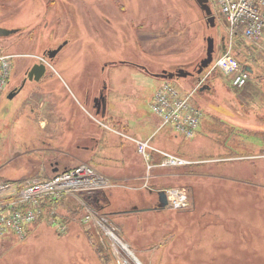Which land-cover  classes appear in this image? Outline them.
I'll return each instance as SVG.
<instances>
[{
	"label": "rangeland",
	"instance_id": "1",
	"mask_svg": "<svg viewBox=\"0 0 264 264\" xmlns=\"http://www.w3.org/2000/svg\"><path fill=\"white\" fill-rule=\"evenodd\" d=\"M211 4L215 27L195 0H0V28L18 31L0 37V55L16 57L0 95V178L36 179L41 166L40 173L50 176L55 160L63 169L88 163L114 178L108 177L115 185L107 210L141 264H264V49L241 35L232 38L220 8ZM208 37L215 39V61L225 46L239 70L252 69L245 85H236L234 74L215 61L197 73ZM64 43L48 58L47 51ZM40 58L48 66L41 81L57 83L59 75L69 82L64 106L63 95L48 96V84L36 80L10 98ZM180 69L194 74L155 77ZM164 81L184 95L194 93L192 102L203 111L195 137L176 134L154 113ZM101 91L108 104L104 116L94 108ZM67 109L76 113L71 139L62 126ZM134 137L199 161L165 168L166 176L152 181L185 187L187 209L160 208L137 182L120 179L146 172L144 159L128 145ZM88 145L93 150L85 151ZM145 181L152 185L148 176ZM134 204L153 209L129 213ZM58 213L64 231L41 221L22 239L6 237L0 264H112L91 244L89 234L105 243L94 226L81 214L65 222V206Z\"/></svg>",
	"mask_w": 264,
	"mask_h": 264
},
{
	"label": "built area",
	"instance_id": "2",
	"mask_svg": "<svg viewBox=\"0 0 264 264\" xmlns=\"http://www.w3.org/2000/svg\"><path fill=\"white\" fill-rule=\"evenodd\" d=\"M211 2L220 8L232 38L241 35L248 43L264 49V0H210L213 8ZM13 58L10 54L0 55V95L9 83ZM215 62L227 75L234 74L236 85L243 86L249 80L250 73L239 70V62L230 52L222 54ZM193 94L184 95L164 81L152 106L163 126H170L185 138L196 136L203 117V111L192 102ZM132 139L146 159L149 172L155 167L178 168L190 163L182 156L153 147L149 141ZM154 155H159L160 161L156 162ZM143 184L141 188L150 189L148 182ZM114 185L111 179L88 163L62 169L50 178L39 177L24 182L0 178V244L8 236L24 238L28 227L41 217L50 224H57L59 232L64 231L66 228L60 223L59 205L63 200L73 199L86 211L84 223L94 226L107 243L114 257L112 264H141L110 216L87 199L89 194L109 190ZM160 190L165 191L168 206L174 210H185L190 206L185 187Z\"/></svg>",
	"mask_w": 264,
	"mask_h": 264
},
{
	"label": "crops",
	"instance_id": "3",
	"mask_svg": "<svg viewBox=\"0 0 264 264\" xmlns=\"http://www.w3.org/2000/svg\"><path fill=\"white\" fill-rule=\"evenodd\" d=\"M146 73V72H145ZM148 73V72H147ZM58 77H60V78H58L57 79V83H50V84H48V82L50 81V80H47V81H45V79L44 80H40L39 82L40 83H44V82H46L45 83V85L46 84H48V85H46L47 86V89H51L52 90V92H48L47 91V94H48V96H58V97H61V95H63V99H62V102H63V106H64V104H65V100L66 99H68L69 98V96L71 95L70 94V92H69V90H68V85H69V82H66V80L64 79V77H62V76H59V75H57ZM155 76V75H154ZM156 77V76H155ZM54 78V77H53ZM49 79H51V78H49ZM163 84V83H162ZM161 84V85H162ZM39 91V90H38ZM55 101H56V99H55ZM42 104H43V102H42ZM44 105V104H43ZM107 108H108V104H107ZM63 118H64V120H65V122H66V124H62V126H66V131H67V137H68V139H71V137H72V135L70 136V133H74L73 132V128L72 127H74V124H75V122H76V113L74 112V111H71L70 109H67V110H65L64 111V113H62V120H63ZM161 120V119H160ZM162 122V121H161ZM43 124H45V125H43V126H46V122H43ZM157 131V130H156ZM156 133V132H155ZM154 133V134H155ZM198 133V132H197ZM177 134V133H176ZM134 138H136V139H138V140H141V139H139V138H137V137H134ZM66 139L67 138H65V136H64V140L66 141ZM151 138H148L147 140H143V141H149L150 142V144L153 146V147H155V148H157V149H160V150H163V151H167V150H164V149H162V148H159V147H157V146H155V145H153L152 143H151V140H150ZM127 142H129V146L131 145H134V147H135V151H136V154H140V157L141 158H143L144 159V161H145V163L147 164V161H146V159L143 157V155L139 152V150H138V147H137V145H136V143L134 142V141H131V140H127ZM79 148V147H78ZM91 147L88 145V149H86L85 148V151H87V150H93V148L92 149H90ZM96 148V147H95ZM127 151H129V150H127ZM167 152H169V151H167ZM129 153L131 154V152L129 151ZM171 153V152H170ZM68 154H71L72 156H76L74 153L72 154V153H70V152H68ZM174 154V153H173ZM176 155H179V156H182V157H184L183 155H181V154H176ZM125 157H126V153H125ZM185 158V157H184ZM123 159V158H122ZM185 159H187V158H185ZM125 160H127V157H126V159ZM154 160L157 162V161H159L160 160V156L159 155H154ZM191 164H189V165H193V164H196V163H198L199 161L198 160H189V159H187ZM79 163H84V162H79ZM42 167H45V166H41V168ZM182 167H185V166H182ZM41 168H39L37 171V178H39V177H41V178H46V175H47V173L49 174V171L47 170V172H45L44 174H42V173H40V171H41ZM51 168H52V170H51V172H50V176H52L55 172H54V169H58L59 171H61L62 169H63V167H61L60 166V163L57 161V160H55V161H52V165H51ZM68 167H66L65 169H67ZM178 168H181V167H178ZM168 169V168H167ZM166 169L165 168H162V167H155L152 171H148V165H147V168H146V172L144 171H142L140 174L139 173H131L130 175H128V174H124V175H122L121 177H120V179H124V180H126V179H130V180H134L135 182H137L136 184H138L139 186H143L142 185V183H144L145 182V180H146V178H147V176H150L149 177V180H150V182L152 183V185H150V189L149 190H147V193H148V196L150 197V200H152V198L154 197L155 198V200H154V202H153V204L155 203V202H158L159 204V206H160V198H159V195H158V191H160V189H163L162 187H160V186H158V184L157 185H155V184H153V182L152 181H159V180H161L162 178H164L165 176H166V174H164V172L163 171H165ZM99 171V170H98ZM100 172V171H99ZM102 173V172H101ZM103 174V173H102ZM106 177H107V175H105ZM110 176V175H109ZM108 176V177H109ZM109 178H111V179H114L113 177H109ZM116 180H119L118 178H115ZM24 181H27L26 179H24V180H21V181H17V182H24ZM157 186V188H154L155 186ZM166 188V187H165ZM109 192H111V189H109V190H104V191H101V192H95V193H92V194H89L88 196H87V199L91 202L92 200L95 202V204L97 205H99V208L98 209H100V211H102L103 213H105V214H107V215H109L110 216V218L112 219V217H111V213H109L108 212V207L109 206H111V199H110V196H109ZM133 200H136V202H140V199H133ZM153 204H151L150 205V208H140L139 207V205H137V204H134V207H133V209H132V211H130L129 213H140L141 211H150V210H152L153 208H152V205ZM125 236V239L123 238V240L126 242V243H128L129 244V246H130V248H132V245H131V240L130 239H128V240H126L128 237L126 236V234L124 235ZM127 237V238H126ZM132 250V249H131Z\"/></svg>",
	"mask_w": 264,
	"mask_h": 264
},
{
	"label": "water",
	"instance_id": "4",
	"mask_svg": "<svg viewBox=\"0 0 264 264\" xmlns=\"http://www.w3.org/2000/svg\"><path fill=\"white\" fill-rule=\"evenodd\" d=\"M197 4L200 6V8L205 12L207 17V24L210 27L216 26V16L214 15L213 9L210 5V0H195ZM18 31H12L5 30L3 28H0V37H8L11 34H15ZM207 55L204 59L201 60L199 66H198V74H202L206 68H208L214 61V52H215V39L213 37L207 38ZM65 43L61 45L58 49L51 50L47 53L48 57L50 59H53L57 56L59 51L64 47ZM223 53H227L226 47L223 48ZM246 69V68H245ZM245 71H248L251 73L252 69H246ZM47 73V65L46 63L36 64L31 71L29 72V79L30 80H36L40 81ZM194 73L188 72L185 69H180L177 72H169V71H163L161 74H156V77H160L163 79H173L175 77H188L190 75H193ZM205 87H202L201 90H204ZM19 93L18 91H13V93L10 95V98L15 97ZM96 101H98V104L95 105V108L97 110V114H102L103 116L107 112V97L105 95H102L101 98H97ZM58 169H54V172H58ZM159 198H160V208H164L168 205V199L165 191L161 190L158 192Z\"/></svg>",
	"mask_w": 264,
	"mask_h": 264
},
{
	"label": "trees",
	"instance_id": "5",
	"mask_svg": "<svg viewBox=\"0 0 264 264\" xmlns=\"http://www.w3.org/2000/svg\"><path fill=\"white\" fill-rule=\"evenodd\" d=\"M68 168H71V167H68ZM50 177L51 176H48V174L46 175V178H50ZM70 201L71 200H69V199L63 200L59 205V208L62 206H65V208L68 212L66 219H65L66 220L65 222L74 221L73 219L79 218L80 214H81V219L83 220L85 217V214H86L84 207L79 205L76 201H74V202H72V201L70 202ZM44 207H45V209H47L46 204ZM97 208H99L98 204H97ZM41 221H44L43 217H41L39 220H37L34 224H37ZM86 225H88V224H86ZM89 226H91V225H89ZM89 239H90L91 244L94 247L96 253L102 259L109 261V263L114 260V257H113L111 250H109L107 245L101 241V238L98 235L89 234ZM0 247H2V245Z\"/></svg>",
	"mask_w": 264,
	"mask_h": 264
},
{
	"label": "flooded vegetation",
	"instance_id": "6",
	"mask_svg": "<svg viewBox=\"0 0 264 264\" xmlns=\"http://www.w3.org/2000/svg\"><path fill=\"white\" fill-rule=\"evenodd\" d=\"M49 51H47L46 52V54L48 53ZM2 54H6V53H2ZM1 54V55H2ZM16 55V54H15ZM45 55V54H44ZM45 57V56H44ZM14 58H16V57H14ZM49 58V57H48ZM41 63L43 62V61H45V58H40V60H39ZM38 61V62H39ZM49 65V64H48ZM47 68H48V66H47ZM48 70V69H47ZM29 73H27V75H25V77L22 79V83L20 84V85H17V87L15 88V90H19V92L23 89V87L26 85V83L30 80L29 79ZM9 81H10V79H9ZM102 95H105L104 94V92L103 91H101L100 92V96L98 97V96H96L95 98H94V108H95V105H97L98 104V101H96V99L97 98H101V96ZM95 110H96V108H95ZM96 112H97V110H96Z\"/></svg>",
	"mask_w": 264,
	"mask_h": 264
},
{
	"label": "bare ground",
	"instance_id": "7",
	"mask_svg": "<svg viewBox=\"0 0 264 264\" xmlns=\"http://www.w3.org/2000/svg\"><path fill=\"white\" fill-rule=\"evenodd\" d=\"M213 9V8H212ZM136 259V258H135Z\"/></svg>",
	"mask_w": 264,
	"mask_h": 264
}]
</instances>
